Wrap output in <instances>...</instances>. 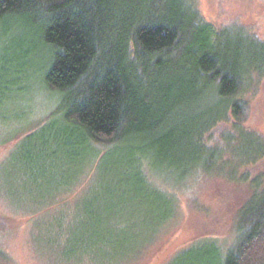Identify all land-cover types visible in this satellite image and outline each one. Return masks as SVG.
<instances>
[{"label":"trees","instance_id":"obj_1","mask_svg":"<svg viewBox=\"0 0 264 264\" xmlns=\"http://www.w3.org/2000/svg\"><path fill=\"white\" fill-rule=\"evenodd\" d=\"M246 1L249 22H217L202 0H0L2 37L13 34L0 93L40 73L70 128L68 168L99 181L68 238L76 264L132 256V207L154 227L151 243L175 237L182 192L187 214L229 218L233 238L204 235L174 259L264 264V132L249 125L264 102V0Z\"/></svg>","mask_w":264,"mask_h":264},{"label":"rangeland","instance_id":"obj_2","mask_svg":"<svg viewBox=\"0 0 264 264\" xmlns=\"http://www.w3.org/2000/svg\"><path fill=\"white\" fill-rule=\"evenodd\" d=\"M251 7L246 0H202L203 10L217 22L236 18L249 22ZM14 33L19 35L18 27ZM11 35L0 39V60ZM28 73H31L29 78L35 76L34 69ZM39 76L40 73L30 82L24 81L23 88L10 94L0 93V215L9 222L8 227L0 229V252L4 253L0 254V264H76L79 256L73 254L68 258V238L85 219L84 203L88 196L99 188L94 172L87 177L74 175L73 167L68 168L70 128L54 112L59 97L43 90ZM249 125L264 132V102L254 107ZM52 151L59 153L57 158H47ZM30 153L47 158V162L34 164ZM65 159L67 163L62 162ZM181 196L182 206L176 218L182 215V210L185 220L175 237L172 234L175 229L170 228L151 243L156 237L154 227L147 220L137 218L142 212L132 207L129 213L133 216L126 218V226L136 242L133 254L124 260L114 257L105 264H148L157 252L162 262L156 259L155 264H180L176 258L181 248L196 243L204 235L231 241L233 233L226 228L229 218L200 220L195 214L189 215L187 193L185 196L182 192ZM73 242L69 241V245ZM202 262L193 264H212Z\"/></svg>","mask_w":264,"mask_h":264}]
</instances>
